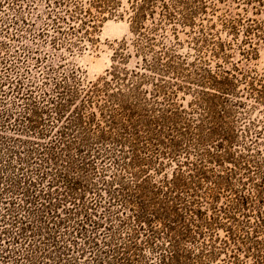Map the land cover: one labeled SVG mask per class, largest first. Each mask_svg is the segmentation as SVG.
<instances>
[{"label": "trees", "instance_id": "obj_1", "mask_svg": "<svg viewBox=\"0 0 264 264\" xmlns=\"http://www.w3.org/2000/svg\"><path fill=\"white\" fill-rule=\"evenodd\" d=\"M159 1H162L164 18L174 20L180 16L188 19L189 0H171L169 3L164 0H135L130 19L132 30L138 36L137 53L145 51L144 39L148 48L153 50V38L145 32L142 23L147 10L152 14ZM241 1L248 5L254 2L263 5L261 0ZM62 3L63 0L58 1L60 6ZM90 15L89 9L77 6L74 10H66L65 15L59 14L53 26L60 32L61 25L67 23L69 30L82 31L89 23L85 16ZM79 19L80 24L76 28L71 21ZM225 21L232 32L240 22L231 18ZM221 47L222 44L214 48V56H220ZM162 49H166L162 54L153 50L150 56H143V72L133 70L122 75L119 66H112L109 74L117 80L128 75L131 90H138L151 74L164 77L165 73L177 69L172 49L164 45ZM253 53L254 48L248 50L246 55ZM162 57L166 60L163 61ZM115 58L124 59V54L116 53ZM185 62L187 58H183L180 65ZM206 62L200 65H196L195 61L187 62L190 74L196 73L192 80L209 86L212 91L200 90L198 103L213 100L210 96L226 104L233 103L237 109L247 104L241 99L243 96L253 98L259 104L264 102V84L257 88L256 79L251 77L252 80L247 81L249 72L242 73L237 65L233 66L234 71L225 70L219 65L215 73L207 69ZM237 72L242 73L239 81L246 83L243 92L236 91L233 84ZM67 80L64 77L55 83V96L43 97L42 110L47 113L49 124L41 135L48 136L49 141L34 162L35 172L24 173L20 166L25 181L21 184L20 180L6 178L0 190V196L3 193L16 194L23 204H17L13 196L0 198L6 213L12 218L7 219L8 214L0 216L1 226L11 221V233L8 227H2L0 243L9 236L10 242H21L22 245L20 254H16L15 250L12 252L10 247L4 248L0 244V264H79L75 256V252L79 251L82 257L87 255V264H208L222 252L226 254L224 264H242L239 252L244 246L247 247V254L254 258V264H264V120L260 128L261 121L247 122L242 131L243 139L238 140V135L227 124H222L220 119L223 116L220 115L214 117V122L203 132V120L195 123L192 129L189 124L180 125L187 114L183 110L160 108L158 116L152 118L134 116L132 108H128V111L124 110L126 119L121 120L118 114L110 116L106 124L111 130H105L99 124L95 129L97 113L87 110L102 93V88L97 83L91 84L81 92V96L71 91ZM78 99L79 102H76ZM73 105L76 106L73 108ZM26 120L28 124L31 123L30 128H35L32 118ZM170 120L173 125L166 128L165 124ZM140 123L143 124V131L140 130ZM115 129L118 130L117 143L122 148L128 141L131 165L143 161L148 166L140 168V173L144 175L142 180L133 187L128 186V203L127 195L122 194L124 206L128 207V242L112 245L111 235L104 236V240L100 241L97 233L103 227L101 219L97 218L102 194L97 188L85 186L78 177L70 178L68 171L75 169L76 165L91 166L95 159L104 161L113 157L110 149H102V144L107 140L108 133L112 135ZM188 134L191 136L190 142L183 145ZM205 138H210L209 147L204 144ZM13 141L28 142L21 138H14ZM235 143L241 145L238 151L234 150ZM14 149L13 146L11 150ZM142 150L148 155L141 156ZM18 155L22 165L28 155ZM66 157L70 159L67 166L62 160ZM173 161L177 164L172 176L164 175L161 181L153 183L149 170L153 168V174L161 173ZM106 171L102 167V173ZM103 182L107 186L110 181L104 178ZM122 190L119 189V192ZM107 191L117 196L115 190ZM87 193H93L90 201ZM223 198V204L219 205ZM67 203L70 206H66ZM17 206L28 215L19 218ZM32 211L37 214L36 221L30 220ZM224 218L227 220L223 221ZM240 227L245 229V233L238 231ZM12 228L17 233H12ZM218 228L226 230L225 238L217 236ZM44 229L47 230V237L43 236ZM217 240L220 246H216ZM146 247L152 250L151 257H145L143 248Z\"/></svg>", "mask_w": 264, "mask_h": 264}, {"label": "rangeland", "instance_id": "obj_2", "mask_svg": "<svg viewBox=\"0 0 264 264\" xmlns=\"http://www.w3.org/2000/svg\"><path fill=\"white\" fill-rule=\"evenodd\" d=\"M58 1L61 0H0V190L6 178L20 180L21 184L25 181L22 177L23 171L19 170L20 166L23 167L24 173L35 172L34 162L49 141L48 136L41 135L49 124V117L42 110L43 97L55 96L57 94L55 83L64 77L68 78V86L72 88L74 94L76 92L81 94L94 83L102 88V93L87 110L97 113L95 129L99 124L101 128L111 130L106 124L110 116L118 114L121 120L126 119L127 114L124 110L128 111V108H132L134 116L153 118L158 116L160 108L167 110L168 107L186 111L187 114L181 119V126L189 124L192 129L195 123L203 120V132L214 122V117L223 116L220 119L222 124H227V127L238 135V140L243 139L242 131L250 120L261 121L258 128L261 127L264 120V102L259 104L253 98L243 96L241 99L247 104L237 109L233 103L226 104L210 96L213 100L198 103L200 90L212 91L209 86L200 85L192 80L195 79L196 73L190 74L187 62L195 61L196 65H200L207 61V69L215 73L218 72L219 65L225 70L232 71L233 66L237 65L242 73L249 72L247 81L252 80L251 77L256 79L257 88L264 84V0H261L263 5H259L258 2L248 5L241 0H189L187 20L180 16L174 20L164 18L162 1L157 2L152 14L147 10L142 26L145 27V32L150 33L149 37L153 38L152 48L155 53L165 52L166 49H162L163 45L172 49L174 64L178 66L174 71L165 73L164 77L151 74L152 76L135 91L130 88L128 75L117 80L109 74L112 66H119L122 75L133 70L143 72L145 70L142 68L143 56L152 54L153 50L145 44V39L143 40L145 51L137 53L138 36L132 30L130 19L135 0H63L61 6ZM164 1L169 3L171 0ZM77 6L91 12L90 16H85L89 21L87 28L73 31L64 23L61 25V31H56L53 26L55 18L59 14L65 15L66 10H74ZM226 18L240 20L235 31H230L225 25ZM80 20L71 23L78 28ZM248 31L250 32L247 33ZM220 44L221 54L216 57L213 50ZM253 48L254 53L247 56V51H252ZM119 52L124 54V59L115 58ZM183 58H187V62L180 65ZM162 60L165 61L166 58ZM242 73L237 72L238 76L233 79L236 91L239 92L246 88V83L239 81ZM259 79L261 82H258ZM75 106L73 105V108ZM26 118H32L35 128H30L31 123L28 124ZM142 125L139 124L141 131ZM172 125L173 122L170 120L165 127L170 128ZM116 130L112 135L108 133V138L103 144L99 143L102 144L103 150L110 149L113 157L104 161L95 159L91 166L76 165L75 169L68 171L70 178L76 176L85 186L97 188L102 194L103 200L98 207L97 218L101 219L103 227L97 233L100 241L104 240V236L111 235L112 245L128 242V207L124 206L125 198L122 194L127 195L128 203V186L133 187L136 182H140L144 176L140 173V168L148 166L147 162L143 161L135 166L131 165L128 141L122 148L117 143ZM112 137L114 139L110 140ZM14 138L28 142L14 143ZM190 139L191 136L188 134L183 145L190 142ZM210 143V138H205L204 144L207 147ZM13 146L15 149L11 150ZM240 147V144H234V150L238 151ZM139 148L141 149V146ZM18 153L28 155L22 165ZM140 154L148 155L144 150ZM68 159L62 158L65 166ZM8 162H11L10 165ZM176 164V161H173L158 174H153L151 168L149 172L152 173V182L158 183L164 175L171 177ZM102 167L107 170L106 173H102ZM104 178L110 181L109 185L106 186L103 182ZM107 189L115 190L117 196L110 195ZM119 189L124 190L119 192ZM92 194L87 193L88 201L91 200ZM9 196L18 197L16 194L3 193L0 198ZM20 198H16L17 204H22ZM223 202L224 198L219 201V205ZM66 206H70L69 203ZM17 207L19 218L28 215L24 209ZM61 209L60 207L59 210ZM32 212L29 215L30 220L36 221L37 214L35 211ZM3 214L8 213L0 200V216ZM6 216L12 220L10 214ZM10 222L8 221L6 226L0 224V233L2 227H8L11 233ZM12 230V233L15 231L17 233L15 228ZM238 231L241 234L245 233L242 227L238 228ZM46 232L44 229V237H47ZM217 233L221 239L226 237V230L223 228H218ZM79 242L82 244V240ZM0 244L4 248L10 247L12 252L15 250L16 254L21 252V242H10L9 236L4 237ZM216 246H220V241H216ZM246 248L244 246L239 252L240 261L242 264H254V258L247 254ZM143 251L145 257L153 255L148 247L143 248ZM81 253L75 252L79 264H87L85 260L87 255L82 257ZM225 259L226 254L222 252L208 264H224Z\"/></svg>", "mask_w": 264, "mask_h": 264}]
</instances>
